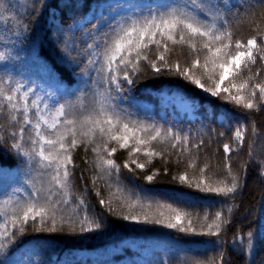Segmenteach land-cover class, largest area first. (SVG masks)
I'll use <instances>...</instances> for the list:
<instances>
[{"label":"trees","instance_id":"obj_1","mask_svg":"<svg viewBox=\"0 0 264 264\" xmlns=\"http://www.w3.org/2000/svg\"><path fill=\"white\" fill-rule=\"evenodd\" d=\"M263 198L264 0H0V264H264Z\"/></svg>","mask_w":264,"mask_h":264},{"label":"rangeland","instance_id":"obj_2","mask_svg":"<svg viewBox=\"0 0 264 264\" xmlns=\"http://www.w3.org/2000/svg\"><path fill=\"white\" fill-rule=\"evenodd\" d=\"M241 57L242 55L239 56L236 61V64L241 59ZM155 94H153V97H158L159 103H162L161 106H164L170 112L173 111V109L177 108L182 113L184 112V115L186 114L191 118L196 115L195 110L198 108L197 100L195 98L189 97L179 88L173 86H163ZM161 114L166 115L164 111H162ZM224 120H226V117L223 114L219 115V121ZM258 226L260 231V237H263L262 242L264 244V211H262V213L259 215Z\"/></svg>","mask_w":264,"mask_h":264}]
</instances>
